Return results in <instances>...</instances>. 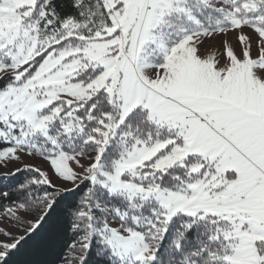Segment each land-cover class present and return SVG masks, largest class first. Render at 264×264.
<instances>
[{
  "label": "snow or ice",
  "instance_id": "snow-or-ice-1",
  "mask_svg": "<svg viewBox=\"0 0 264 264\" xmlns=\"http://www.w3.org/2000/svg\"><path fill=\"white\" fill-rule=\"evenodd\" d=\"M0 264H264V0H0Z\"/></svg>",
  "mask_w": 264,
  "mask_h": 264
}]
</instances>
